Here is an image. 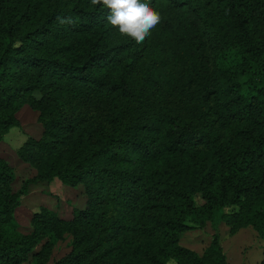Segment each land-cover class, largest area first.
<instances>
[{"label": "trees", "instance_id": "16d2710c", "mask_svg": "<svg viewBox=\"0 0 264 264\" xmlns=\"http://www.w3.org/2000/svg\"><path fill=\"white\" fill-rule=\"evenodd\" d=\"M145 2L162 19L138 44L90 0H0V140L21 104L35 109L41 133L16 156L34 168L33 180L57 177L86 194L70 218L40 207L30 231L19 232L12 211L25 182L12 191L0 159V264L29 252L42 264L49 239L64 234L69 250L50 264H224L218 232L200 254L179 243L218 206L234 207L220 215L230 231L255 229L264 264V0ZM157 38L185 114L137 109L109 123L66 108L81 95L141 96L162 73L136 79L131 69Z\"/></svg>", "mask_w": 264, "mask_h": 264}, {"label": "rangeland", "instance_id": "374dc122", "mask_svg": "<svg viewBox=\"0 0 264 264\" xmlns=\"http://www.w3.org/2000/svg\"><path fill=\"white\" fill-rule=\"evenodd\" d=\"M158 39L147 41L143 53L145 58L141 59L142 56L137 58L131 69L132 78L136 79L151 78L158 72L162 73L155 78V81L151 80L144 85L147 89L142 92L141 96H123L121 99L116 98L110 101L102 96L81 95L66 100V108L104 119L109 123H112L113 116L118 117L115 122L126 121L137 109L157 113L171 110L177 114H185L187 105L182 97V92L178 87H175L172 79H169L172 57L166 56L168 50L165 55L161 54L164 46L159 48ZM163 56L165 63L161 70L158 62ZM115 110H119V113H116ZM14 115L18 123L10 126L3 134L0 140V159L7 163L13 172L10 182L12 191L19 189L23 181L25 182V190L19 195L18 203L14 206L12 214L17 222L16 230L26 233L31 228L29 223L31 214L38 211L40 207L51 210L58 217L70 218L74 208L84 206L86 194L81 184L69 185L57 177L32 179L35 175L34 168L21 161L15 152L27 137L40 135L41 124L37 120V111L25 103L15 110ZM195 200L197 203L201 202L198 196L195 197ZM233 208V206L215 207L212 220L206 221L203 227L181 231L179 243L200 254L208 245L211 234L218 232L224 254V264H258L261 258L262 241L255 229L247 224L230 231L229 226L221 220V213L232 212ZM46 238V235L41 234L32 250H37ZM51 240L53 244L50 247L48 258L42 264H50L69 250L70 238L68 234H64L59 239H49V241ZM19 264L40 263L35 261L29 252Z\"/></svg>", "mask_w": 264, "mask_h": 264}, {"label": "clouds", "instance_id": "9594fccd", "mask_svg": "<svg viewBox=\"0 0 264 264\" xmlns=\"http://www.w3.org/2000/svg\"><path fill=\"white\" fill-rule=\"evenodd\" d=\"M93 6H103L109 11L106 20L117 27L121 34L143 43L151 30L161 22V14L153 10L145 0H90ZM61 23H72L70 19ZM39 99V96L36 97ZM167 264H176L175 258H170Z\"/></svg>", "mask_w": 264, "mask_h": 264}, {"label": "crops", "instance_id": "0c3cea01", "mask_svg": "<svg viewBox=\"0 0 264 264\" xmlns=\"http://www.w3.org/2000/svg\"><path fill=\"white\" fill-rule=\"evenodd\" d=\"M261 259V258H260Z\"/></svg>", "mask_w": 264, "mask_h": 264}]
</instances>
